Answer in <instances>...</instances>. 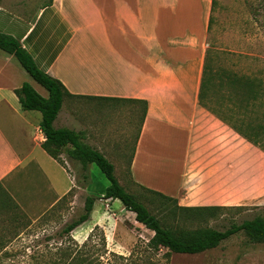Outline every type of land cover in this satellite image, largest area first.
I'll list each match as a JSON object with an SVG mask.
<instances>
[{"label": "crops", "instance_id": "0c3cea01", "mask_svg": "<svg viewBox=\"0 0 264 264\" xmlns=\"http://www.w3.org/2000/svg\"><path fill=\"white\" fill-rule=\"evenodd\" d=\"M210 6L211 0H52L24 15L0 5V33L66 89L55 128L84 132L77 121L82 101L127 105L138 121L127 160L134 186L180 207L262 206L263 152L198 103ZM29 79L0 50V264L14 263L10 251L25 244L38 220L63 217L64 198L76 187L79 164L62 153L63 166L46 154L40 113L22 110L14 93ZM100 209L94 201L90 230Z\"/></svg>", "mask_w": 264, "mask_h": 264}, {"label": "rangeland", "instance_id": "374dc122", "mask_svg": "<svg viewBox=\"0 0 264 264\" xmlns=\"http://www.w3.org/2000/svg\"><path fill=\"white\" fill-rule=\"evenodd\" d=\"M47 2L0 0V5L30 15ZM211 17L205 49L207 62L215 71V79L233 74L254 82H264V0H216ZM28 82L40 95L47 96L46 91L33 80L29 79ZM222 94H229L228 88L214 82L215 100H221ZM34 113L39 115L38 112ZM254 116L250 115L251 120L255 119ZM77 121L85 125L83 142L101 150L100 153L113 165L114 177L124 190L136 196L152 213L160 209L158 202L154 201L155 196H146L127 177V160L138 129V121L128 113L127 105L122 102L82 101ZM72 126L82 129L77 124ZM63 166H66L64 162ZM75 174L76 187L64 198L67 206L63 217L49 216L50 219L38 220L31 229L33 231H29L30 235H26L25 244L10 251L14 255L13 264H53L54 261L65 264L67 257L63 251L68 247L75 249L80 246L94 228L90 230V222L87 221L76 227L68 237L60 235L65 224L83 213L84 201L88 196L95 197V201L101 204L97 213L98 228L93 230L92 240L86 246L93 264H164L166 261V264H264V243L251 242L243 232L203 253L172 254L165 260L162 257L164 251L154 253L147 249V242L153 233L137 223L132 212L125 210L118 200L99 197L109 182L95 165L90 164L86 170L78 165ZM255 217L264 219V205L221 211L201 225L224 230L233 223L239 224ZM168 223L173 222L170 220ZM102 234L106 239L105 247L99 245L98 239Z\"/></svg>", "mask_w": 264, "mask_h": 264}, {"label": "trees", "instance_id": "16d2710c", "mask_svg": "<svg viewBox=\"0 0 264 264\" xmlns=\"http://www.w3.org/2000/svg\"><path fill=\"white\" fill-rule=\"evenodd\" d=\"M51 1L48 0L47 4L49 5ZM215 4L216 0H211L208 32ZM0 50L12 56L30 78L47 92L45 98L26 82L14 90L22 110L40 113L38 126L44 136L41 148L60 165H63L60 158L62 153L77 162L82 170H86L90 164L95 165L109 182L108 187L102 192L101 198L118 200L125 210L134 214L137 223L153 233L147 242V249L154 253L164 251L162 257L164 256L167 260V257L172 254L203 253L217 247L222 241L239 232H243L253 243H264V219L261 217L244 220L239 224L233 223L224 230L201 225L208 218L217 216L221 211L241 210L244 207H180L175 199L150 190H143L146 196H155L157 199L154 201L158 202L160 209H156L155 213H152L150 209L139 202L136 196L124 190L114 177L113 165L100 151L83 142L82 132L53 126L64 98L69 96L64 86L58 80L40 71L14 38L0 33ZM206 55L207 52L198 91V103L264 154V82L262 80L254 82L233 74H227L223 78L218 76L219 80H216L215 71L211 70ZM216 81L225 85L229 90V94H222L221 100H215L213 97V84ZM145 112L146 104L144 103L141 120H143ZM251 114L255 115L254 120H251ZM94 201L95 197L85 198L83 213L77 219L64 225L60 231L61 236L68 237L76 227L88 220ZM161 214L163 217H160ZM170 220L173 223H168ZM187 223H189V227H187ZM97 228L94 226L80 246H76L75 249L68 247L63 251L64 256L67 257L65 264H93L91 257H88L89 250H86V246L92 240L93 230ZM98 240L100 247L106 246L103 234ZM53 264L60 263L54 261Z\"/></svg>", "mask_w": 264, "mask_h": 264}]
</instances>
